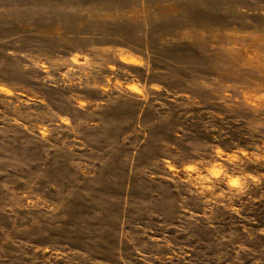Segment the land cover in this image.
Returning <instances> with one entry per match:
<instances>
[{"label": "rangeland", "instance_id": "1", "mask_svg": "<svg viewBox=\"0 0 264 264\" xmlns=\"http://www.w3.org/2000/svg\"><path fill=\"white\" fill-rule=\"evenodd\" d=\"M0 264H264V0H0Z\"/></svg>", "mask_w": 264, "mask_h": 264}]
</instances>
